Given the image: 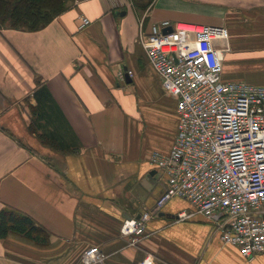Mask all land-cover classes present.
<instances>
[{
	"label": "crops",
	"instance_id": "crops-1",
	"mask_svg": "<svg viewBox=\"0 0 264 264\" xmlns=\"http://www.w3.org/2000/svg\"><path fill=\"white\" fill-rule=\"evenodd\" d=\"M169 1L74 0L42 29L0 28V210L28 214L50 236L46 245L0 238V264H83L92 246L107 256L97 264H264V253L244 257L179 197L137 243L121 232L164 192L151 155L170 152L178 129L177 98L141 34L164 20L225 26L223 79L264 85V0H179L194 4L181 12ZM82 17L91 20L83 28ZM50 130L65 147L41 140Z\"/></svg>",
	"mask_w": 264,
	"mask_h": 264
},
{
	"label": "built area",
	"instance_id": "built-area-1",
	"mask_svg": "<svg viewBox=\"0 0 264 264\" xmlns=\"http://www.w3.org/2000/svg\"><path fill=\"white\" fill-rule=\"evenodd\" d=\"M90 23L82 17V28ZM140 38L164 91L177 98L178 129L170 152L151 155L166 177L164 192L150 209L125 219L122 234L137 243L147 222L179 197L212 219L222 241L244 257L264 253V85L223 79L231 50L225 26L164 20ZM83 254V264L107 257L98 246ZM139 264H153L152 257Z\"/></svg>",
	"mask_w": 264,
	"mask_h": 264
},
{
	"label": "trees",
	"instance_id": "trees-1",
	"mask_svg": "<svg viewBox=\"0 0 264 264\" xmlns=\"http://www.w3.org/2000/svg\"><path fill=\"white\" fill-rule=\"evenodd\" d=\"M74 0H0V28L35 31L47 26L56 16L65 11ZM153 0H147V5ZM41 140L54 147H65V137L57 131L39 134ZM66 150L65 148H61ZM68 149V148H67ZM67 151V150H66ZM68 151H70L68 149ZM10 233L22 235L38 244L49 242V233L28 214L14 209L0 210V238Z\"/></svg>",
	"mask_w": 264,
	"mask_h": 264
},
{
	"label": "rangeland",
	"instance_id": "rangeland-1",
	"mask_svg": "<svg viewBox=\"0 0 264 264\" xmlns=\"http://www.w3.org/2000/svg\"><path fill=\"white\" fill-rule=\"evenodd\" d=\"M169 3H171V5L169 6L170 8L174 9L173 11L175 12H181V7H189V6H193L194 7V4H192L191 1H188L186 2L185 4H183V2L179 1V0H170ZM236 70V68H234ZM258 70V69H255V71ZM184 200L185 202L187 200L185 199H182Z\"/></svg>",
	"mask_w": 264,
	"mask_h": 264
},
{
	"label": "water",
	"instance_id": "water-1",
	"mask_svg": "<svg viewBox=\"0 0 264 264\" xmlns=\"http://www.w3.org/2000/svg\"><path fill=\"white\" fill-rule=\"evenodd\" d=\"M164 31L167 32V30H164ZM169 31H171V29Z\"/></svg>",
	"mask_w": 264,
	"mask_h": 264
}]
</instances>
